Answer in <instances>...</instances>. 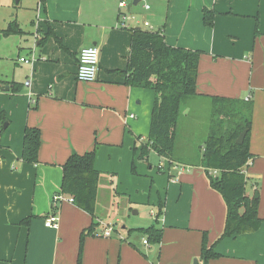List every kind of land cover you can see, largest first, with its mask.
<instances>
[{
  "label": "crops",
  "instance_id": "0c3cea01",
  "mask_svg": "<svg viewBox=\"0 0 264 264\" xmlns=\"http://www.w3.org/2000/svg\"><path fill=\"white\" fill-rule=\"evenodd\" d=\"M120 1L29 0L33 15L16 14L12 23L19 28L0 37V264H78L81 234L93 221L98 225L84 241L80 264H264V0H128L125 20ZM206 10L215 12L212 25L204 22ZM8 21L0 20V30ZM136 29L162 34L168 46L202 52L200 96L253 103L247 193L258 191L262 224L257 232L220 241L214 248L219 257L207 263L204 236L208 247L218 242L226 204L204 168L172 164L154 152L139 158L156 93L125 84ZM87 47L100 50L92 83L77 79L79 53ZM31 57L33 64L20 62ZM193 101L204 99L185 105L181 155L192 151L190 139L205 128L182 125ZM27 127L41 131L36 164L23 160ZM92 150L102 174L96 218L67 196L54 210L62 166L72 154ZM131 203L153 206L156 216L163 208L160 242L140 231L156 224L153 215L154 223L127 212L118 218L121 205L132 211ZM52 214L58 226L47 228ZM109 226L112 235L102 236Z\"/></svg>",
  "mask_w": 264,
  "mask_h": 264
},
{
  "label": "trees",
  "instance_id": "16d2710c",
  "mask_svg": "<svg viewBox=\"0 0 264 264\" xmlns=\"http://www.w3.org/2000/svg\"><path fill=\"white\" fill-rule=\"evenodd\" d=\"M215 12L206 10L204 22L212 25ZM15 23L6 30H0V37H8L15 31ZM132 49L126 72V85L151 89L156 93L152 111L150 134L142 144L140 159L154 152L170 163H179L206 170L210 186L225 201L227 218L223 234L218 242L208 247L207 234L204 236L201 258L207 263L218 258L215 246L226 238L257 232L262 224L259 215L260 199L257 194L247 193L249 179L245 173L247 164L254 160L250 151L253 103L221 97L200 96L197 93V80L202 52L168 46L162 34L136 29L132 35ZM15 88L14 92H20ZM204 99L213 105L208 126L198 136L191 153L181 155L177 151L180 138L181 119L185 105L193 99ZM1 119V118H0ZM206 130V131H205ZM247 130L242 145L237 139ZM41 131L27 127L24 134L23 160L26 163L39 162ZM96 150L84 154H72L63 168L61 193L73 199L79 209L96 218L97 198L102 174L95 168ZM218 170L217 175L213 171ZM163 214L160 206L156 224L142 229L150 241L160 242L162 231L157 227ZM97 223L85 229L80 238L82 248L87 236L94 234Z\"/></svg>",
  "mask_w": 264,
  "mask_h": 264
},
{
  "label": "rangeland",
  "instance_id": "374dc122",
  "mask_svg": "<svg viewBox=\"0 0 264 264\" xmlns=\"http://www.w3.org/2000/svg\"><path fill=\"white\" fill-rule=\"evenodd\" d=\"M5 1L9 2V5H6V3H5V5H2V6L0 5V20H5V19L9 20L8 25L12 24V22L15 20L16 14H27V16L29 17V16H32L34 13L33 12V9H34L33 5H32V8L30 5H28L29 0H22L21 3H18L17 0H9V1L5 0ZM27 6H29V7L27 8ZM17 28H19V27L17 26ZM191 106H192V110H190V111H192V114L189 116V118L185 119V123L182 125L190 127L189 131H191V128H197L200 125H205L207 127L209 124L212 109H214L211 102H209V101H193L192 104L190 105V108H191ZM193 122H195V123H193ZM144 128H146V127H144ZM194 133H196L195 130H193L192 132H189V133L183 132V135H187V134L192 135ZM203 133H204V131H203ZM197 140H198L197 138H191L190 141H192V144H188V146L189 147L193 146L192 147V149H193L195 146L193 144L195 142H197ZM190 152L191 151H187L186 153H184V155L188 156L190 154ZM143 204H144V206L139 207V206H135L134 203H131L130 206L134 208L132 211H130V210L125 211L123 209V205H121V208L118 210V213L116 212L118 218H123V217H121L122 216L121 214L124 212L126 214V212H127V214H129L132 217V219H137V218L144 216L147 219L153 221V223H154L155 218L151 215V211L152 210L154 211L155 209H153V206H149L146 203H143ZM138 209L140 210V215H135L134 210L137 211Z\"/></svg>",
  "mask_w": 264,
  "mask_h": 264
},
{
  "label": "built area",
  "instance_id": "2783aa9c",
  "mask_svg": "<svg viewBox=\"0 0 264 264\" xmlns=\"http://www.w3.org/2000/svg\"><path fill=\"white\" fill-rule=\"evenodd\" d=\"M119 6H120V18L122 20H125L126 11L123 12V10H126L127 8L128 0H121ZM146 26H148V23H146ZM20 62L26 63V64H33L34 57H31L30 59L21 58ZM99 66H100V50L97 47L83 48L79 53L78 70H77L78 81L84 82V83L95 82L98 78ZM26 85L30 86V81H28ZM247 101H250V98H248ZM250 163L251 161L247 164V166ZM245 173H246V169H245ZM217 174H218V170L213 171V175H217ZM68 200L71 203H73L72 198H68ZM64 201H66V198L62 193L56 194L53 197L54 210L58 209L60 204ZM152 215L156 217L155 212H152ZM45 226L47 228H56L58 226V217L56 216V214H52L50 217H48V219L45 222ZM113 231H114L113 226H109L107 227L105 232L102 234V236L110 237ZM145 244L147 245L148 242L145 241Z\"/></svg>",
  "mask_w": 264,
  "mask_h": 264
},
{
  "label": "water",
  "instance_id": "95a60500",
  "mask_svg": "<svg viewBox=\"0 0 264 264\" xmlns=\"http://www.w3.org/2000/svg\"><path fill=\"white\" fill-rule=\"evenodd\" d=\"M17 2H18V1H17ZM5 91H9V87H7ZM247 132H248V131L245 130L244 132H242V133L240 134V136H239L238 139H237V144H238V145H242V144L244 143L245 138H246V136H247ZM256 197L258 198L259 195L257 194ZM194 264H198V261H195Z\"/></svg>",
  "mask_w": 264,
  "mask_h": 264
}]
</instances>
